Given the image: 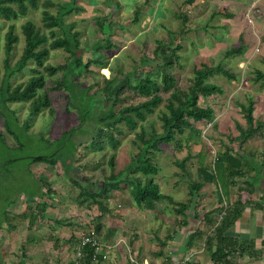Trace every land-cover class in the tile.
Wrapping results in <instances>:
<instances>
[{
    "label": "rangeland",
    "instance_id": "obj_1",
    "mask_svg": "<svg viewBox=\"0 0 264 264\" xmlns=\"http://www.w3.org/2000/svg\"><path fill=\"white\" fill-rule=\"evenodd\" d=\"M45 1L64 3L69 0H39L37 9H31L26 16L15 22L9 23L0 18V76L4 70L5 35L9 25L15 24L16 33L20 37L12 57V62L15 63L21 56L25 44L21 25L26 20H31L37 26L43 27L42 11ZM110 1L112 0H101L97 8H91L89 0H76L77 6L80 7L79 11L66 18V22L77 24L81 47L86 51L84 57L86 61L91 60V66L89 70L76 71L75 74L67 76L63 71L57 72L52 78L47 76L46 88L53 86L50 79L62 82V87L58 90L49 91L53 112L45 109L43 113L31 118L29 102L11 104L10 109L16 113L17 117V123L15 116L11 117L13 135L6 130L4 118L0 113V135H6L4 139L0 138V201L16 208L15 204L31 201L36 197L42 198L43 191H46L45 193H48V190L52 191L51 196L47 195L42 199H50L53 205H57L55 211H49L65 223L56 226L54 223L47 222L50 226L46 229L51 227L57 229V234L62 238L59 239L61 246L54 249V252L52 248L48 249L44 246L41 252L39 250L38 258L46 259L47 257L50 264H77V244L66 241L72 236L77 241L87 237V233L91 232L96 225L94 219L100 215L97 206H80L75 201L79 189L73 180L88 185L98 184L101 188L104 179L112 173L109 166L111 156H115L116 171L125 174L138 153V148L134 144V133L125 124H121L122 133L115 131L119 142L116 147L111 146L107 140H103L102 147L97 148L91 142L94 137L93 126L92 128L85 126L82 132H78L71 140L61 138L63 131H69L80 123L79 112L73 105V101L79 102L80 91L77 92L76 97H73V101L70 98V92L78 87H90L89 94H93L103 90L106 79L119 76L123 78L136 70L153 71L156 75L154 79L157 78L161 82L157 68L159 65L163 66L166 58L162 54H160V60L155 58L154 51L158 41L166 44L174 41L175 46L181 47L177 51L178 59L167 69L175 76L177 85L183 89H188L192 85L194 71L202 65L211 67L222 65L237 77L229 80L223 75L215 74L208 79L207 82L219 86L221 92L200 99V105L212 109L215 118L212 123L196 124V127L202 131L199 141L188 140L190 130L187 129L183 136H176V142L162 144L161 150L156 152L154 161L159 168V174L155 180L160 186L162 195L171 197L173 203L188 202L189 188L193 182L199 180V156L205 164H209L226 148L232 149L235 154L240 150L241 136L248 128L241 104H247L252 98L256 102L254 110L256 132L242 145L246 151L243 161L250 164L248 168L250 176L257 177V180L253 181L257 189L253 195L254 201L260 202L261 197L264 196V127H260L258 123L264 122V87L254 80L257 70L264 72L263 43L255 45L252 51L246 47L242 55L227 57L228 50L242 44L241 38L237 41L236 34L233 36L229 34L228 39H223L225 32L222 31L208 29L204 30L205 32L200 30L183 32L181 17L171 15L170 23L149 21L152 19V14H155V7L151 13H146L144 1L137 3L132 15L122 9L123 5L120 7L116 2ZM52 11L55 12L56 9ZM104 15L108 17V20L104 26H100L98 20H104ZM241 19H244L246 24L250 22L246 14ZM196 23L203 25L202 21H198L194 23L196 27ZM160 24H164V27ZM44 32L47 33V30L44 29ZM252 42L258 43V39L252 38ZM232 43L236 45L231 46ZM67 57L63 50H52L47 61L55 66L64 65ZM143 58H149L152 62L144 65ZM32 67H34L33 62L28 69L15 76L13 83L17 85L27 81L32 75ZM158 73L159 76H157ZM123 82H121L122 85ZM100 95L104 97L106 93L103 91ZM161 95L167 99L169 93L163 91ZM144 100L145 98L137 92L128 89L121 94V102L116 109ZM90 103V100L82 102L81 109H88ZM109 104L111 103H104L106 106ZM99 105L101 103L97 104L96 109ZM160 111H165L164 103L153 113L146 114V121L140 122L148 133L152 129L162 132ZM28 120H30L29 129L26 131L23 126ZM178 140L182 142V148H178ZM76 145L77 152L74 160L71 164L69 162L71 166L67 168L68 164H61L60 159ZM188 155L191 159L186 162L185 170H183L177 166V163ZM36 156H53L50 159H57L58 165L35 163L33 157ZM257 172L261 174L258 175ZM241 186L246 185L241 184ZM230 187L226 193L220 185H204L201 191L196 193L193 209L188 211L189 224L182 227L183 216L176 212V205L163 199L155 211L140 209L133 203L127 186L122 184V190L113 191L112 199L106 201L111 213L106 214L100 222L103 225L102 235L98 237V241L103 246L100 253L106 257L103 264H132L134 260L138 261L137 264H176L177 260L185 258L203 263L209 262L210 257L205 249L203 238L195 240L191 247L188 246L187 241L195 231H202L206 236L211 234L214 224H210V220L214 223L219 221L224 215L218 212L219 209L234 203L239 197L235 186ZM88 188L93 190V187ZM243 195L248 197L246 194ZM8 209L7 206L6 210ZM16 211L13 209V214ZM38 216V220L41 217L46 220L56 218L47 214ZM8 218L17 220L19 217L15 218L12 215ZM30 218L37 219L33 215ZM31 219L27 220L31 222ZM18 220L22 221L20 218ZM8 225V231L11 232L12 222ZM45 225L41 219L38 221L37 226L40 231L28 233V244L33 242L32 240L38 243L40 238L46 236L44 235ZM24 236V231H21L19 237L23 239ZM168 236L174 238L164 245L163 242L167 241ZM2 243L0 247L9 254L7 258L14 260L15 256H11V253L19 250L13 248L12 242L8 240ZM46 244L52 245V243ZM40 253L48 255L44 256ZM169 258H172L173 262H170ZM21 264H25L23 257H21Z\"/></svg>",
    "mask_w": 264,
    "mask_h": 264
},
{
    "label": "trees",
    "instance_id": "obj_2",
    "mask_svg": "<svg viewBox=\"0 0 264 264\" xmlns=\"http://www.w3.org/2000/svg\"><path fill=\"white\" fill-rule=\"evenodd\" d=\"M193 1L189 0L188 2L192 3ZM110 2H116L119 5L118 0H112ZM43 6V27L37 26L31 20H26L21 25L25 44L21 56L15 63L12 62V57L16 45L20 41V37L16 33L14 23L9 25L5 35L4 70L0 76V113L4 118L5 128L10 134H12L11 117L13 115L17 123L16 113L10 109L11 104L29 102L31 118L43 113L45 109L53 112L49 91L58 90L62 87V82L60 83L59 81L50 79L53 86L46 88L48 85V77L52 78L59 71H63L66 74L65 76L75 74L76 71L89 70L91 66V60H85L84 56L86 51L81 47L80 32L76 29L77 24L75 22H66L68 16L80 9L77 6L76 0H69L64 3L45 1ZM38 7L39 0H0V18L9 23L15 22L21 17L26 16L31 9H37ZM52 9H56V11L54 12ZM103 18L104 20L102 21L98 20L100 26H104L108 20L106 15ZM186 23L187 18H184L183 25ZM44 29L47 30V33L44 32ZM241 43V46L228 50L226 56L242 55L247 46L242 38ZM174 44V41L171 44L158 41L154 51L157 60H160V54L166 58L163 66L159 65L157 68L161 76V82L157 78L154 79L155 74L153 71L140 72L136 70L123 78L119 76L106 79L105 86L103 90L98 91L99 93L89 94L90 87L82 88L78 86L76 90L70 92V98L72 100L73 97L77 96V92L80 91L79 102L77 103L72 100L73 105L79 112L80 123L77 127L69 131H63L61 138L71 140L78 132H82L81 130L85 126H93L92 131L94 137L91 142L97 148L102 147L103 140H107L111 146L116 147L119 142L115 136V131L122 133L121 124H125L134 133V144L138 148V153L126 169V173H123L125 176H123L121 171H116V159L114 155L111 156L109 166L112 169V173L104 179L101 188L98 184L88 185L73 180L79 189L75 201L80 206L88 205L92 207V205H95L100 211V215L94 219L96 225L91 232L89 231L87 233L89 237L98 240V237L102 235L103 225L100 222L106 214L111 213L110 207L106 205V201L112 199L113 191L122 190V184L127 186L133 203L140 209L155 211L163 199H167L173 203L171 197L162 195L160 186L156 183L155 177L159 174V168L154 161L156 152L161 150L162 144L176 142V136H183L187 129L190 130L188 140L199 141L202 136V131L196 127V124L212 123L215 118L212 109L200 105V99L221 92V88L212 83H208V79L215 74L223 75L229 80L237 78L232 71L225 69L222 65L215 67L202 65L201 68L195 69L192 85L188 89L181 88L177 85L175 76L167 69L178 59L177 51L181 49V47L175 46ZM59 49L68 55L67 62L64 65L58 66L48 63L47 58L50 56L52 50ZM97 59L99 60V57ZM32 62L34 64V67L31 68L32 75L27 81L15 85L13 83L15 76L28 69ZM150 62L152 60L149 58L142 59L144 65H149ZM159 73L157 76H159ZM254 80L264 87V72L257 70ZM122 81H124L123 85L121 83ZM45 88L46 90H44ZM128 89L137 92L145 100L137 104H129L116 109L118 103L121 102V94ZM103 91L106 93L104 97L100 95ZM163 91L169 93L167 99L161 95ZM86 100L91 101L89 108L86 110L81 109L83 106L82 102ZM105 102L111 104L106 106L104 105ZM99 103L101 105L96 109ZM163 103L165 111H160L159 115V120L162 123V132L152 129L148 133L140 122L146 121V114L153 113ZM255 104L256 102L252 98L248 100L247 104H241L248 128L241 136L240 150L235 154L232 149L226 148L223 153L219 154L209 164H205L204 160L199 156V180L193 182L189 188L190 200L186 203H173L176 205V212L183 216L181 226L185 227L189 224L188 211L193 209L196 193H199L204 185H220L226 190V193L231 188L230 186H235L234 188H236L239 197L234 203L219 209L218 212L224 214L219 221L214 223L210 220V224H214L211 234L206 236L202 231H195L187 241L188 246L191 247L196 242L195 240L203 238L205 249L210 254L212 264H240L241 259L246 256L255 260H261L264 256V250H258L256 248L255 240L243 242L228 233L243 216L248 207H251L255 211L264 210V196L261 197L260 202H255L253 199V195L257 191L253 181L257 177L255 176L253 178L250 176L248 173L250 164L243 161L246 151H244L242 145L249 141L256 132L254 127ZM29 122L30 120L23 126L26 131L29 129ZM258 123L260 127H264V122L259 121ZM5 136L1 134L0 138L4 139ZM177 146L178 148H182V142L178 140ZM76 152L77 145L71 148L60 159L61 164H68L67 168L70 167ZM51 157L53 156H36L33 157V161L35 163L44 162L58 165L57 159H50ZM190 159L191 156L188 155L182 161L178 162L177 166L185 170L186 162ZM259 173L257 172L258 175ZM241 184L246 186L242 187ZM88 187H93V190H90ZM45 192L43 191V197L52 195V191L50 190H48V193ZM243 194H246L248 197L246 198ZM48 206V203L36 206L33 216H36L37 219L33 222L38 220L39 214L45 216V211ZM58 222L61 224L65 223L64 221ZM173 238V236H168L167 241H164L163 244H167ZM66 242L71 244L74 242L77 244L76 255L80 253V256H76L77 264H103L105 262L104 255L98 254L96 248L91 245L81 246L80 241L75 240L74 236ZM60 243L61 241L58 239L57 244ZM261 244L264 247V241ZM169 260L173 262L172 258H169ZM137 262L134 260L132 264H137ZM176 262V264H202L201 262L186 258L177 260Z\"/></svg>",
    "mask_w": 264,
    "mask_h": 264
},
{
    "label": "crops",
    "instance_id": "obj_3",
    "mask_svg": "<svg viewBox=\"0 0 264 264\" xmlns=\"http://www.w3.org/2000/svg\"><path fill=\"white\" fill-rule=\"evenodd\" d=\"M141 1L145 2L146 13H151V10L155 7V14H152V19H149V21L155 20L157 23H159V21L161 23H170V18H172L171 15H174V17H181L182 21L184 18H187V23L183 25L184 32L185 30L188 32H193L197 30L207 31L208 29L216 32L222 31L225 32L223 39H228L229 34L232 36L236 34L237 41L239 38H242L250 51H252L255 45H261V43L264 45V0H194L192 3H189V0H118L120 7L123 5L122 9L127 10L129 15H132L134 7H136L137 3H140ZM89 2L91 8H97L98 2H101V0H93V3L92 0H89ZM245 14L248 16V20L250 21L249 24H246L244 19H241V17ZM198 21H202L203 25H198V23H196V27L194 23ZM161 26L164 27V24ZM204 26H206L205 29H203ZM252 38L258 39V43L252 42ZM249 39L251 40L249 41ZM235 45V43L231 44V46ZM41 189L43 190L42 187ZM45 203L49 204L45 214L49 215L50 217H56L49 211H55L57 206L56 204L53 205L50 199L45 200V198L42 199L36 197L31 201L21 202L19 204H15L14 202L16 208H12L11 205H6L0 201V244L3 241L8 240V242H12L13 248H17L19 250L16 251V253H11V256H15V259L9 260L7 258L9 254L3 251L0 247V264H21V257H23L25 264H50L47 260V257L46 259L38 258V254L39 250L41 252L44 247L48 249L52 248L54 252V249H58L61 246V243L57 244L56 238L60 240L62 239L60 235L57 234V229L52 227L50 229H46L50 226L47 225V222L54 223L57 226L61 223H56V220H61L57 219V217L55 220H46L41 217V221L46 224V231H43H45L44 235L47 237L45 236L44 238H40L38 243L35 242V240H32L33 242L28 244V233L40 231L37 226L40 219L33 222V218L31 219L30 217H32L33 213H35L36 206H41ZM7 206L9 207L8 210H6ZM13 209L17 210L14 212V214ZM263 213L264 210L255 211L252 210L251 207H248L235 226L229 230V235L239 238L243 242L255 240L256 248L258 250H264V247L261 244L262 241H264ZM12 215L15 218L16 216L19 217L22 221L18 220L19 218L17 220L10 219L12 222V229L11 232H9L8 223L11 222H9L10 220L8 217ZM27 219H31V222H29ZM21 231H24L25 233L23 239L19 237ZM45 243H52V245H45ZM40 254L44 256L48 255H45L44 253ZM201 263L212 264L210 259L207 263ZM240 264H264V256L261 260H255L249 256H246L241 259Z\"/></svg>",
    "mask_w": 264,
    "mask_h": 264
},
{
    "label": "built area",
    "instance_id": "obj_4",
    "mask_svg": "<svg viewBox=\"0 0 264 264\" xmlns=\"http://www.w3.org/2000/svg\"><path fill=\"white\" fill-rule=\"evenodd\" d=\"M80 245L81 246L91 245L92 247L96 248L98 254H101L100 251L103 248V246L100 244V242L97 239L89 236L80 238ZM77 255L80 256V253H77Z\"/></svg>",
    "mask_w": 264,
    "mask_h": 264
}]
</instances>
